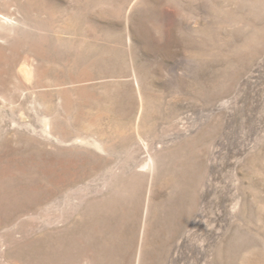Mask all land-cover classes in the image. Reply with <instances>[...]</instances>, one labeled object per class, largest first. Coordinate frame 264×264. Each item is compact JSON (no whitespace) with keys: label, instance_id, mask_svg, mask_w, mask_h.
Segmentation results:
<instances>
[{"label":"rangeland","instance_id":"obj_1","mask_svg":"<svg viewBox=\"0 0 264 264\" xmlns=\"http://www.w3.org/2000/svg\"><path fill=\"white\" fill-rule=\"evenodd\" d=\"M0 264H264V0H0Z\"/></svg>","mask_w":264,"mask_h":264},{"label":"bare ground","instance_id":"obj_2","mask_svg":"<svg viewBox=\"0 0 264 264\" xmlns=\"http://www.w3.org/2000/svg\"><path fill=\"white\" fill-rule=\"evenodd\" d=\"M148 166H150V160H149L148 164L145 165L144 169H147Z\"/></svg>","mask_w":264,"mask_h":264}]
</instances>
